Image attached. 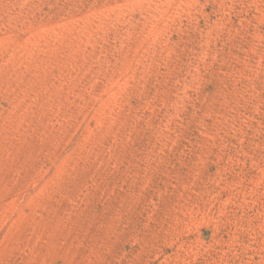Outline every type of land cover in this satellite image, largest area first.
I'll use <instances>...</instances> for the list:
<instances>
[{
    "label": "rangeland",
    "instance_id": "obj_1",
    "mask_svg": "<svg viewBox=\"0 0 264 264\" xmlns=\"http://www.w3.org/2000/svg\"><path fill=\"white\" fill-rule=\"evenodd\" d=\"M0 264H264V0H0Z\"/></svg>",
    "mask_w": 264,
    "mask_h": 264
}]
</instances>
